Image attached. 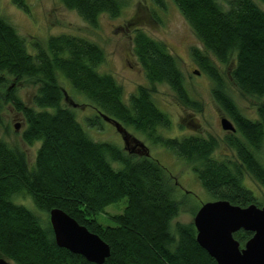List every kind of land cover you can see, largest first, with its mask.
Masks as SVG:
<instances>
[{
    "label": "trees",
    "instance_id": "1",
    "mask_svg": "<svg viewBox=\"0 0 264 264\" xmlns=\"http://www.w3.org/2000/svg\"><path fill=\"white\" fill-rule=\"evenodd\" d=\"M27 10L26 0H11ZM163 6L164 0H151ZM173 0L202 42L190 53L211 80L212 96L232 119L234 131L219 139L208 134L169 136V116L153 101L158 83H166L184 106L201 110L191 97L179 60L167 45L137 28L132 49L146 77L125 99L115 77L101 72L103 48L94 40L71 33L52 34L44 43L27 42L0 12V72L28 79L36 86L35 106L26 104L10 85L6 102L25 120L22 139L39 141L33 165L17 144L0 137V256L17 264H217L196 241L191 221H171L180 212L194 214L190 193L181 191L176 177L149 154L135 156L111 140H96L62 103L59 76L85 95L93 115L87 126H100L102 114L130 125L186 159L201 185L215 198L247 205L264 204L246 185V175L264 194V163L259 154L264 141V102L255 117L246 116L230 95L219 63L229 67L232 82L244 93L264 96V9L255 0ZM264 2V0H262ZM85 21L95 25L100 14L116 16L124 0H62ZM5 78L0 76V81ZM15 127V126H14ZM223 141L230 152L216 154ZM112 161H119L114 167ZM27 194L38 210L16 201ZM121 212L105 207L121 198ZM52 207H61L110 246L101 263L59 246L48 218ZM41 212L45 216H41ZM113 223H103L98 214ZM251 232L240 229L234 236L243 243Z\"/></svg>",
    "mask_w": 264,
    "mask_h": 264
},
{
    "label": "rangeland",
    "instance_id": "2",
    "mask_svg": "<svg viewBox=\"0 0 264 264\" xmlns=\"http://www.w3.org/2000/svg\"><path fill=\"white\" fill-rule=\"evenodd\" d=\"M263 9L264 2L255 0ZM225 4V0H221ZM28 9L25 10L11 0H0L1 14L12 23L16 29L30 40L44 43L52 34L71 33L88 37L96 41L104 50L105 58L99 64L101 72L111 73L116 81L121 84L125 99L135 91L138 84H146L144 71L139 64L132 49V36L134 30L140 28L150 36L163 41L168 49L176 55L180 67L185 75V85L191 97L198 99L201 110L181 104L174 91L166 83H158L157 90L153 94V101L170 118L169 127H161L159 130L169 136L182 134H212L222 139L228 130L221 127V118H230L218 105L212 96L211 80L198 67L190 53L192 46L202 48V42L194 32L192 26L185 18L173 0H164L163 6L154 4L151 0H124L121 11L116 16L107 13L99 15L95 25L85 21L74 9L66 7L62 0H26ZM224 73L228 92L233 97L240 110L249 117H255L257 104L264 102V96H254L242 92L234 82L226 64L219 63ZM5 78L0 81V137L10 144H17L25 150L28 163L33 165L35 153L39 141L32 144L26 143L21 132L25 126L22 113L16 110L10 102H6L4 94L10 85H14L17 95L26 103L33 105L32 95L36 86L28 79L17 80L13 75L1 73ZM59 84L63 89L62 103L74 110L75 116L86 128L87 132L96 140H111L118 145H123V137L111 121H102L100 126H87L85 115H93V105L84 94L76 91L69 81L59 76ZM231 119V118H230ZM18 124L15 128L14 124ZM130 135L144 142L149 148V155L157 159L165 166L181 185V191L190 193V204L194 208L206 200L213 199L201 185L191 164L184 158L176 155L168 147L152 141L139 130L130 125H125ZM124 148V145H123ZM228 146L221 140L215 153L230 152ZM259 154L264 163V141L259 149ZM138 156L140 152H134ZM114 167H120L119 161L111 162ZM246 185L251 187L258 198L264 200L262 188L252 177L246 175ZM16 201L24 203L31 209L38 210L27 194H20ZM126 204L123 197L117 202L109 203L105 210L108 213L121 212ZM41 216H45L43 212ZM102 212L98 219L103 223H113ZM193 214L180 212L171 221V227L177 220L191 221ZM1 257V256H0ZM10 264H17L12 259L3 256Z\"/></svg>",
    "mask_w": 264,
    "mask_h": 264
},
{
    "label": "water",
    "instance_id": "3",
    "mask_svg": "<svg viewBox=\"0 0 264 264\" xmlns=\"http://www.w3.org/2000/svg\"><path fill=\"white\" fill-rule=\"evenodd\" d=\"M102 116L118 130H123L116 119L105 114ZM14 126L17 128L18 124ZM221 126L235 130L227 117L221 118ZM48 218L59 246L95 263L103 262L109 255V244L63 208L52 207ZM192 222L196 228V241L217 264H264V204L251 202L240 205L225 198L210 199L199 204ZM240 229L251 232L243 243L234 236V232ZM0 264L10 263L1 256Z\"/></svg>",
    "mask_w": 264,
    "mask_h": 264
},
{
    "label": "flooded vegetation",
    "instance_id": "4",
    "mask_svg": "<svg viewBox=\"0 0 264 264\" xmlns=\"http://www.w3.org/2000/svg\"><path fill=\"white\" fill-rule=\"evenodd\" d=\"M230 120L232 121V119H230ZM225 130H227V129H225ZM118 131H120V130H118ZM120 132H121V135L123 137V139H122L123 145H124V148L126 149V151H128L130 153L140 152V155L146 154L147 151L149 153L148 146L144 142H142L141 140L131 136L129 131L126 129L125 126H123V130H121Z\"/></svg>",
    "mask_w": 264,
    "mask_h": 264
}]
</instances>
